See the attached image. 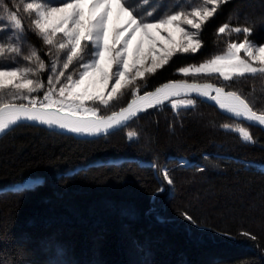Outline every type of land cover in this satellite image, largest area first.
<instances>
[{"label": "trees", "instance_id": "16d2710c", "mask_svg": "<svg viewBox=\"0 0 264 264\" xmlns=\"http://www.w3.org/2000/svg\"><path fill=\"white\" fill-rule=\"evenodd\" d=\"M4 5H19L29 45L47 62L48 46L31 31L23 0H0ZM225 23L250 27L248 39L264 44V0L221 4L202 25L201 49L178 53L148 74L139 95L171 81L211 82L264 113V74L224 81L178 71L243 39V33L218 34ZM14 62L27 63L15 54L0 60ZM39 75L46 81L47 72ZM133 90L100 107V115L125 107ZM194 100L177 110L171 103L150 108L91 140L30 124L0 137V264H264V131ZM236 125L255 143L244 141ZM128 132L137 136L130 141ZM28 179L41 182L12 189Z\"/></svg>", "mask_w": 264, "mask_h": 264}, {"label": "snow or ice", "instance_id": "6c2138e0", "mask_svg": "<svg viewBox=\"0 0 264 264\" xmlns=\"http://www.w3.org/2000/svg\"><path fill=\"white\" fill-rule=\"evenodd\" d=\"M227 2L23 0V12L31 17V31L48 46L47 62L34 45H29L18 15L19 5L0 6V60L15 54L27 62L0 63V135L21 121L78 135H107L110 130L123 127L140 111L192 93L215 101L235 117L264 125V113L258 114L236 92H225L224 87L212 84L173 81L139 96L137 80L155 74L178 53L195 54L201 49L202 25ZM217 31L223 35L243 33V39L228 42L222 54H214L198 65L179 68V73L185 77L218 74L224 81L246 74H264V44L248 39L250 27L225 23ZM25 47L29 48L27 53L23 51ZM42 72L48 73L46 81L40 78ZM129 88L134 89L131 102L110 116H101L98 108L88 106L87 102H93L107 108ZM40 91L42 96L33 95ZM5 94L11 98L5 100ZM15 100L26 103L17 104ZM195 103L194 99H178L171 107L177 109L178 105L189 107ZM236 131L244 141L255 143L244 128ZM127 135L131 141L137 133ZM162 175L169 185L173 183L166 169ZM33 187L32 183L21 184L16 191ZM183 215L192 221V217ZM57 253L62 255L63 250L57 249Z\"/></svg>", "mask_w": 264, "mask_h": 264}, {"label": "water", "instance_id": "95a60500", "mask_svg": "<svg viewBox=\"0 0 264 264\" xmlns=\"http://www.w3.org/2000/svg\"><path fill=\"white\" fill-rule=\"evenodd\" d=\"M177 81H181V82H182L183 80H177ZM171 82H173V81H171ZM187 82H188V81H187ZM167 83H169V82H167ZM167 83H164V84H167ZM188 83H189V84L196 83V84H199V85L212 84V85L217 86V87H223V86H221V85H218V84H215V83H211V82H203V83L188 82ZM164 84H163V85H164ZM163 85L157 87L156 89L162 87ZM156 89H154V90H152V91H150V92H155ZM224 90H225V92H233V91H229V90H227V89H225V88H224ZM142 95H143V94H142ZM142 95H140V96H142ZM238 95H239V94H238ZM138 98H139V97H137V99H138ZM180 98H190V99L201 100V101H203V102H205V103H207V104H209V105L215 107L217 110H219L221 113H223V114L226 115V116H229V117H231V118H233V119H235V120H237V121H239V122H244L245 124H247V125H249V126H253V127L259 128V129H261V130L264 131V125H258L257 122H255V121H248V120H246V119H244V118H242V117H235V116H233L232 113L227 112V111H225V109L220 108L219 105L215 103V101H210V100H208L206 97L198 96L196 93H192L190 96L172 97L170 100H165V102H164L163 104L170 103L171 101H173V100H175V99H180ZM242 98H243V97H242ZM243 99H244V98H243ZM244 100H245V99H244ZM130 102H131V101H130ZM130 102H129V103H130ZM246 102H247V101H246ZM129 103H128V104H129ZM128 104H127L125 107H127ZM163 104H158V105H156V106H160V105H163ZM156 106H155V107H156ZM123 108H124V107H123ZM151 108H153V107H151ZM148 109H150V108H148ZM148 109H147V110H148ZM252 109H253V108H252ZM145 111H146V110H145ZM142 112H144V111H140V112H138L137 115H136L135 117H137V116H138L139 114H141ZM258 114H260V113H258ZM110 115H112V113L109 114V115H107V116H110ZM135 117H133L132 119H130V120H129V121H128L123 127L118 128V129H112V130H110L109 133H108L107 135L112 134V133H115V132H117V131H119V130L125 128V127H126V126H127V125H128V124H129L134 118H135ZM23 124H30V125H34V126L43 127V128H46V129H48V130H50V131H54V132H57V133H60V134H65V135L74 136L75 138L80 139V140H91V139H96V138H99V137L106 136V135H104V134H101V135H99V136L78 135V134H75V133L67 132L66 130H62V129H59V128H55V127H53V128H49V127H47L46 125L34 124V122H27V121H21V122H19L17 125L13 126L11 129H9L5 134H7L8 132L12 131V130L15 129L17 126H19V125H23ZM5 134L0 135V137L4 136Z\"/></svg>", "mask_w": 264, "mask_h": 264}, {"label": "rangeland", "instance_id": "374dc122", "mask_svg": "<svg viewBox=\"0 0 264 264\" xmlns=\"http://www.w3.org/2000/svg\"><path fill=\"white\" fill-rule=\"evenodd\" d=\"M54 51V50H53ZM241 56L243 57L244 56V53L243 52H241ZM61 58H63V56L61 55ZM198 65V64H197ZM75 67V65L72 67V68H74ZM72 68H70L69 69V71H72ZM148 75V74H147ZM146 75V76H147ZM201 75H204V74H201ZM212 75H215V76H218L219 77V75L218 74H212ZM247 75V74H246ZM196 76H200V75H196ZM219 78H221L222 80H223V78L222 77H219ZM141 81H143V80H137L136 81V85H139V83L141 82ZM200 83H202V82H200ZM234 92V91H233ZM33 95L34 96H42L43 95V92L42 91H40V92H37V93H33ZM140 96V95H139ZM11 97H10V95H8V94H5V96H4V99H6V100H8V99H10ZM180 99H190V98H180ZM175 100H178V99H175ZM175 100H173V101H175ZM15 101H19V100H15ZM173 101H171L170 103H172ZM88 103V106H90V107H96V108H98L99 110H100V107H102L103 105H100V104H98V103H93V102H87ZM189 107H191V106H189ZM180 108H185V107H182V106H179L178 105V107H177V109H180ZM177 109H175V110H177ZM237 128H244V127H242L241 125H236L235 127H234V129L236 130ZM245 129V128H244ZM246 130V129H245ZM247 131V130H246ZM239 133V132H238ZM39 182H41V180L40 179H28V180H26L24 183H22V184H26V183H32L33 185H35V184H37V183H39ZM21 186V184H19V185H16L15 187H13L12 189H14V190H16L18 187H20Z\"/></svg>", "mask_w": 264, "mask_h": 264}]
</instances>
